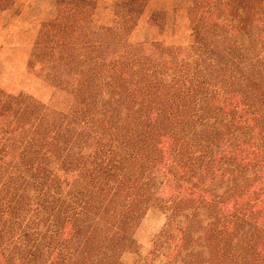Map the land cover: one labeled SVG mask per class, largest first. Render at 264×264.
Returning <instances> with one entry per match:
<instances>
[{
	"label": "trees",
	"instance_id": "1",
	"mask_svg": "<svg viewBox=\"0 0 264 264\" xmlns=\"http://www.w3.org/2000/svg\"><path fill=\"white\" fill-rule=\"evenodd\" d=\"M56 1L32 60L67 112L0 94V264H112L162 185L190 264H222L219 246L259 261L264 7L246 21L245 0H189L191 42L145 53L126 40L144 0H118L116 25L98 28L86 0ZM78 167L93 184L61 212Z\"/></svg>",
	"mask_w": 264,
	"mask_h": 264
},
{
	"label": "rangeland",
	"instance_id": "2",
	"mask_svg": "<svg viewBox=\"0 0 264 264\" xmlns=\"http://www.w3.org/2000/svg\"><path fill=\"white\" fill-rule=\"evenodd\" d=\"M86 2L87 5L82 3V10L87 8L92 28L116 25L118 18L115 6L118 0ZM245 2H248V7H254L246 21L254 18L264 7V0ZM188 3L189 0H144L127 31V42L139 44L145 53L151 52L156 41L187 46L191 42L190 30L187 28ZM56 6V0H0V94L13 96L20 102H34L42 113L67 112L71 99L66 91L46 79L43 64L32 60L33 47L42 23L59 8ZM157 10L161 11V18L157 16L158 23L152 20ZM228 17L227 22L231 23L233 15ZM160 22L163 24L159 25ZM92 184L93 171L82 172L81 167L63 175V185L59 190L61 212L65 206L77 201L78 196L87 194ZM256 187L264 189V182H258ZM173 193L166 185L158 187L140 218L132 225L128 241L118 249L117 258L112 264H190L186 256L189 248L177 247L180 237L177 223L183 218H169ZM29 216L21 219L26 222L31 219ZM258 220V225L264 228V216ZM57 235L59 238L65 236L63 228ZM260 246L259 261L238 248H218H222L219 251L223 256L222 264H264V245Z\"/></svg>",
	"mask_w": 264,
	"mask_h": 264
}]
</instances>
